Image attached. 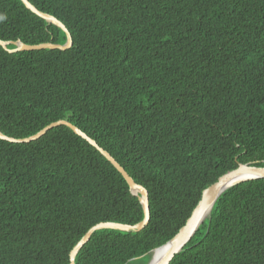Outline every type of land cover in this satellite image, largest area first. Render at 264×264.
<instances>
[{
    "label": "trees",
    "instance_id": "trees-1",
    "mask_svg": "<svg viewBox=\"0 0 264 264\" xmlns=\"http://www.w3.org/2000/svg\"><path fill=\"white\" fill-rule=\"evenodd\" d=\"M69 30L65 50L0 46V131L64 119L148 191L138 232L96 230L75 264H147L202 191L240 163L264 166V0H29ZM0 39L63 44L65 32L0 0ZM118 170L65 125L0 139V264H69L100 222L136 224ZM169 264H264V178L225 190Z\"/></svg>",
    "mask_w": 264,
    "mask_h": 264
},
{
    "label": "water",
    "instance_id": "water-1",
    "mask_svg": "<svg viewBox=\"0 0 264 264\" xmlns=\"http://www.w3.org/2000/svg\"><path fill=\"white\" fill-rule=\"evenodd\" d=\"M26 8L31 10L33 13L39 17L46 19L49 23H52L59 28H61L66 34V41L63 44L53 43V42H42L38 44H25L21 41L14 42L15 47L9 49L7 47L8 42H5L0 39V46L10 53L18 51H33L40 49H59L65 50L71 47L72 45V36L66 26L55 16L40 11L36 6H34L29 0H21ZM65 125L72 129L76 134L80 135L85 139L89 144L94 146L123 176L125 182L128 183L130 191L138 196V199L142 205L143 209V218L140 222L136 224H123L119 222H100L91 228L84 234L80 241L72 248L69 254V264H75V257L78 254L79 250L90 240L92 234L96 230L100 229H116L121 231L128 232H138L145 228L149 222L150 217V208H149V198L147 189L134 182L132 177L125 171V169L110 155L108 151L100 147L97 142L89 137L86 133L80 130L77 126L73 125L67 120L60 119L55 122H52L39 130L37 133L24 137V138H14L3 134L0 131V139L14 142V143H28L35 141L43 136L48 130L59 126ZM264 178V166H257L251 164L240 163L237 168L230 170L221 176L218 177L216 181L209 184L201 194L200 200L197 205L193 208L190 216L186 219L185 223L178 229V231L164 244L154 248L151 253V258L147 264H169L176 254H178L184 246L192 239L195 235V232L199 228L200 224L205 220L204 212L207 208H210V211L218 199V197L228 188L248 180ZM134 189H137L139 193L135 192ZM210 214V212H209Z\"/></svg>",
    "mask_w": 264,
    "mask_h": 264
},
{
    "label": "bare ground",
    "instance_id": "bare-ground-1",
    "mask_svg": "<svg viewBox=\"0 0 264 264\" xmlns=\"http://www.w3.org/2000/svg\"><path fill=\"white\" fill-rule=\"evenodd\" d=\"M135 192L139 193L137 189H134ZM210 208H207L206 211L204 212V217L206 218L209 215Z\"/></svg>",
    "mask_w": 264,
    "mask_h": 264
}]
</instances>
